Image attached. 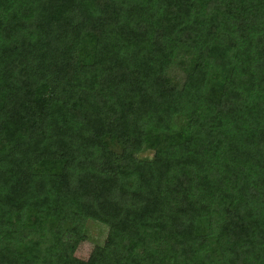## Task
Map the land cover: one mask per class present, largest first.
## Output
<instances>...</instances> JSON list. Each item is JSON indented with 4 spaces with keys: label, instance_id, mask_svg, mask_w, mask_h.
I'll list each match as a JSON object with an SVG mask.
<instances>
[{
    "label": "trees",
    "instance_id": "obj_1",
    "mask_svg": "<svg viewBox=\"0 0 264 264\" xmlns=\"http://www.w3.org/2000/svg\"><path fill=\"white\" fill-rule=\"evenodd\" d=\"M0 264H264V0H0Z\"/></svg>",
    "mask_w": 264,
    "mask_h": 264
},
{
    "label": "rangeland",
    "instance_id": "obj_2",
    "mask_svg": "<svg viewBox=\"0 0 264 264\" xmlns=\"http://www.w3.org/2000/svg\"><path fill=\"white\" fill-rule=\"evenodd\" d=\"M173 76L177 78L179 74L173 73ZM152 155H153L152 150H146L138 154L139 157H148V158L151 157ZM87 232L90 240L80 244L76 250V256L82 259H86L88 257L94 244L102 243L104 241L107 228L96 221L90 220L87 223Z\"/></svg>",
    "mask_w": 264,
    "mask_h": 264
}]
</instances>
